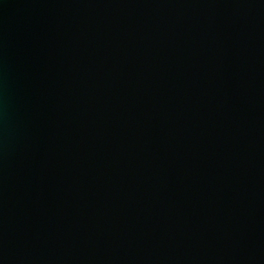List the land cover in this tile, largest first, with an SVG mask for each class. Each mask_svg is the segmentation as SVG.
<instances>
[{"label":"water","instance_id":"95a60500","mask_svg":"<svg viewBox=\"0 0 264 264\" xmlns=\"http://www.w3.org/2000/svg\"><path fill=\"white\" fill-rule=\"evenodd\" d=\"M0 264H264V0H0Z\"/></svg>","mask_w":264,"mask_h":264}]
</instances>
